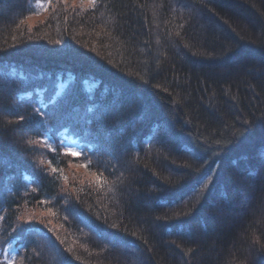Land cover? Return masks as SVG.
<instances>
[{
	"label": "trees",
	"instance_id": "16d2710c",
	"mask_svg": "<svg viewBox=\"0 0 264 264\" xmlns=\"http://www.w3.org/2000/svg\"><path fill=\"white\" fill-rule=\"evenodd\" d=\"M34 13L0 0V255L264 264V0Z\"/></svg>",
	"mask_w": 264,
	"mask_h": 264
},
{
	"label": "rangeland",
	"instance_id": "374dc122",
	"mask_svg": "<svg viewBox=\"0 0 264 264\" xmlns=\"http://www.w3.org/2000/svg\"><path fill=\"white\" fill-rule=\"evenodd\" d=\"M62 0H32V5L35 13L33 15H29L25 20V23L28 27L32 28L37 23L43 21L45 19L46 11L49 10V7L52 5H58ZM71 3L75 7H88L91 6L89 0H71ZM67 147L73 149L74 143L73 141L67 142ZM14 246H9L4 251L3 255H0V264L6 263L10 264L14 254H15Z\"/></svg>",
	"mask_w": 264,
	"mask_h": 264
},
{
	"label": "snow or ice",
	"instance_id": "6c2138e0",
	"mask_svg": "<svg viewBox=\"0 0 264 264\" xmlns=\"http://www.w3.org/2000/svg\"><path fill=\"white\" fill-rule=\"evenodd\" d=\"M89 3H90L93 7H95L96 0H89ZM39 111H40V110L37 109V112H39ZM45 115H46V117H47L48 119H55V116H54V115H51V116H49L48 114H45ZM21 119H23V117H21ZM28 143L31 144L32 141H28ZM71 154H72V155H79V154L76 153V152H72ZM82 166H83V167H87L86 165H82ZM52 171L55 173V172L57 171V169H56V168H53Z\"/></svg>",
	"mask_w": 264,
	"mask_h": 264
}]
</instances>
